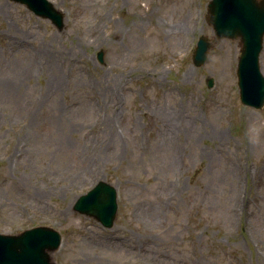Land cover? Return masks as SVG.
Listing matches in <instances>:
<instances>
[{
	"label": "rangeland",
	"instance_id": "obj_1",
	"mask_svg": "<svg viewBox=\"0 0 264 264\" xmlns=\"http://www.w3.org/2000/svg\"><path fill=\"white\" fill-rule=\"evenodd\" d=\"M50 1L61 29L0 0V233L60 231L56 264H264V106L210 0ZM100 180L111 227L74 209Z\"/></svg>",
	"mask_w": 264,
	"mask_h": 264
},
{
	"label": "water",
	"instance_id": "obj_2",
	"mask_svg": "<svg viewBox=\"0 0 264 264\" xmlns=\"http://www.w3.org/2000/svg\"><path fill=\"white\" fill-rule=\"evenodd\" d=\"M12 1L25 4L36 15L50 19L59 29L64 27L63 12L50 0ZM207 19L216 38L240 40L237 66L240 99L244 105L262 108L264 74L260 53L264 41V0H210ZM212 46L210 37L200 36L193 56L196 66L206 61ZM98 59L104 62L103 50L99 51ZM208 85H213L212 78H209ZM74 209L111 227L118 210L117 189L111 183L100 180L78 197ZM61 238L58 230L46 225L26 229L19 235L0 233V264H56L51 252L59 248Z\"/></svg>",
	"mask_w": 264,
	"mask_h": 264
},
{
	"label": "bare ground",
	"instance_id": "obj_3",
	"mask_svg": "<svg viewBox=\"0 0 264 264\" xmlns=\"http://www.w3.org/2000/svg\"><path fill=\"white\" fill-rule=\"evenodd\" d=\"M29 75H30V72L28 71L27 74H26V77H28ZM161 110H162L163 113H169V115H171V117L174 116L173 112L171 110H167V108H162Z\"/></svg>",
	"mask_w": 264,
	"mask_h": 264
}]
</instances>
